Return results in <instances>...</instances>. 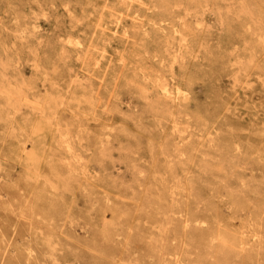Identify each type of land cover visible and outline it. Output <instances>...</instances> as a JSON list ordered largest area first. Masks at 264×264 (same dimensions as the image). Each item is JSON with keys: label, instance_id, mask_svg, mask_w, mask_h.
I'll use <instances>...</instances> for the list:
<instances>
[{"label": "rangeland", "instance_id": "rangeland-1", "mask_svg": "<svg viewBox=\"0 0 264 264\" xmlns=\"http://www.w3.org/2000/svg\"><path fill=\"white\" fill-rule=\"evenodd\" d=\"M1 231L0 264H264V0H0Z\"/></svg>", "mask_w": 264, "mask_h": 264}, {"label": "bare ground", "instance_id": "bare-ground-1", "mask_svg": "<svg viewBox=\"0 0 264 264\" xmlns=\"http://www.w3.org/2000/svg\"><path fill=\"white\" fill-rule=\"evenodd\" d=\"M160 88L163 91L165 96H169L173 100H176V99L180 98V96L183 94V91H182V89L180 87H175L174 90H171V88L168 86V84L166 82H162L161 85H160ZM13 107H15V106H13ZM0 233H2V231ZM4 244L7 246L6 242ZM0 248H1V246H0Z\"/></svg>", "mask_w": 264, "mask_h": 264}]
</instances>
